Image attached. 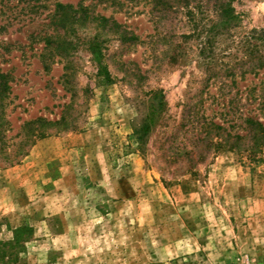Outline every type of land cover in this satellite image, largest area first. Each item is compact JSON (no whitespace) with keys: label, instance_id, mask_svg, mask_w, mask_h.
<instances>
[{"label":"rangeland","instance_id":"rangeland-1","mask_svg":"<svg viewBox=\"0 0 264 264\" xmlns=\"http://www.w3.org/2000/svg\"><path fill=\"white\" fill-rule=\"evenodd\" d=\"M164 3L0 0V239L32 228L13 264H264V138L242 123L264 126V0Z\"/></svg>","mask_w":264,"mask_h":264},{"label":"trees","instance_id":"trees-1","mask_svg":"<svg viewBox=\"0 0 264 264\" xmlns=\"http://www.w3.org/2000/svg\"><path fill=\"white\" fill-rule=\"evenodd\" d=\"M152 2L154 3V5L157 4H163V2H165L164 4L167 5L168 3H171V5L173 3L174 6H180V7H189L190 4V0H152ZM173 2V3H172ZM218 3V9H219V15L221 16V18L223 19V21H225L226 23L229 21L230 18H232V13H231V7H230V3L228 1H219ZM57 8H58V13L62 12V14L65 16L69 15L70 13L74 14H80V15H86L88 13V7L87 6H82L80 5L77 8L72 9L71 5L69 4H62V3H57ZM200 8H202V5L199 6ZM73 15V16H74ZM98 17V16H96ZM101 19L106 21V18L104 16H101ZM113 24L115 26H118V23H116V21H113ZM65 26V23H63V27ZM261 43H259V45L261 44L264 47V30H262L261 34H260V39ZM259 45H256V47L259 49ZM255 50L258 51L257 53L260 54V49L259 50ZM264 67V56H262L261 54L257 57V61L255 64L252 65V69L254 68H263ZM224 69H227L226 67ZM155 97V102L152 104L151 106V111L145 116L144 120L139 124V126L134 130V133L139 134L140 136H144L146 135L153 122H154V118L157 115V113L161 110L162 107V96L158 97V96H154ZM63 119V118H61ZM198 120V119H197ZM196 122L199 123V128L200 131H204V134L206 133H214L215 136L218 137L219 134H222L223 132L225 133V137L226 140L229 139H233L235 141H240L242 139V136L239 134H231L230 132L227 131L226 128H224L222 125L220 124H216L213 121H205V120H198ZM34 122V121H32ZM193 122V121H192ZM244 126L243 127H248L251 128L253 130H255L258 135H260L261 137L264 138V126L261 124L260 121L254 120L250 117H245L243 119ZM226 129V130H225ZM226 131V132H225ZM139 136L138 139H141V137ZM31 230L32 228L29 225H22L19 227H16L13 229V238L11 240L8 241H3L2 239H0V263L2 264H13L17 261V256H18V252L19 250H17V248H21L22 247V242L26 240V238H28L31 235Z\"/></svg>","mask_w":264,"mask_h":264}]
</instances>
